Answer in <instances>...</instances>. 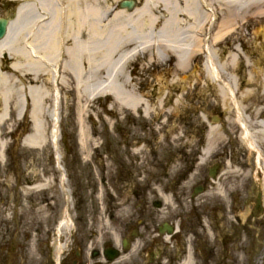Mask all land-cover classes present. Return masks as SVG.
<instances>
[{
	"label": "bare ground",
	"instance_id": "obj_1",
	"mask_svg": "<svg viewBox=\"0 0 264 264\" xmlns=\"http://www.w3.org/2000/svg\"><path fill=\"white\" fill-rule=\"evenodd\" d=\"M26 1L9 25L6 38L0 41V52L6 51L9 58L24 59L31 68L26 71L33 77L30 83L41 79L45 85L49 82L53 89L34 88L33 84L22 81L25 85L23 100H14L5 95L2 82L5 73L1 72L0 100L3 113L29 110L32 130L26 141L28 152L39 150L49 138L47 128L51 125L44 123L46 109L53 123L50 131L53 148L59 150L56 143L62 103L59 88H70L77 105L80 101L86 102L85 115L91 110L90 103L95 97L106 93L123 110L134 114L142 111L144 116L152 115L154 105L149 99H154L159 117L170 114L176 120L184 117L181 113L186 111L179 106L183 100L191 98V88L198 89L201 81L205 84L212 81L220 86L211 94L214 93L229 115H232L233 102L235 125L242 133V141L248 150L256 152L257 166L263 167L260 147L264 146V116L259 105L264 102V0H138V8L130 12L118 6L125 0H70L69 3L63 0L61 9L52 0ZM29 2L36 6L28 5ZM142 59L155 65L174 61L170 80L162 82L167 94L163 90L158 93L146 90L138 95L137 92L144 89L135 85L129 70ZM195 59L202 62L201 68H194L201 69L199 75L191 69ZM49 66L54 68L50 70ZM3 69L1 66L0 70ZM11 69L19 78V65L12 63ZM200 89L198 93L205 90ZM173 92L181 96L175 98ZM173 100L175 104L169 108ZM81 118L79 143L86 152L93 142L90 131L96 133L93 136L99 133L89 131ZM2 119L0 117V155L9 132L5 128L9 120L1 123ZM216 132V129L210 130V134ZM213 142L209 137L202 158L209 154ZM55 156L59 163V153ZM61 183L64 184L63 177ZM48 185L46 178L44 186ZM31 190L24 186L20 193L28 195ZM215 190L225 199L219 186L216 185ZM45 209L47 206L41 205L34 214H41ZM124 210L128 208L125 206ZM66 223L67 220H62V227Z\"/></svg>",
	"mask_w": 264,
	"mask_h": 264
},
{
	"label": "flooded vegetation",
	"instance_id": "obj_2",
	"mask_svg": "<svg viewBox=\"0 0 264 264\" xmlns=\"http://www.w3.org/2000/svg\"><path fill=\"white\" fill-rule=\"evenodd\" d=\"M169 64L172 69L175 63L173 61ZM173 96L176 98L181 94L173 92ZM262 110L264 116V109ZM219 116L221 119L224 118L222 113ZM208 120L211 121V118ZM125 121L127 124L122 127L121 135L123 130L129 127L128 119ZM142 127L141 125V130ZM160 129L157 131L153 126L147 127L142 134L144 139L140 137V141L134 142L132 147H129L127 141L123 142L121 159L118 154L112 155V139L110 136L107 137L109 143L104 151L115 162L113 174L118 177L112 181H121L123 186L130 188L131 198L138 203L141 202L138 206H132L130 215L123 220L122 218L117 220L107 207L102 213L101 206L86 205L76 190H88L93 194L97 186L86 178L78 180L76 185V178L73 181L72 176L67 174L65 185L67 181L69 190L61 189L56 203L59 212L63 208H66L67 213L73 212L72 222L69 224L70 232L59 231L58 234L53 231L45 232V237L41 239L42 243L34 248L29 243L30 246L24 253L22 263L19 264H224V260H229L223 253L228 239L226 232L231 227L236 229L243 225L241 231L245 232L246 227H251L250 220H258L257 228L255 226L253 228H256L253 237L249 236V232L246 234L237 232L236 241L239 242L243 238L255 240L256 233L259 239L260 236H264V216L256 217V204L251 202L257 187L259 196L264 195V158L261 159L263 167L257 166V154L248 150L246 143L242 141L243 136L239 128L236 125L229 127L219 125L216 127L217 132L210 134L211 126L204 125L193 134L185 132L183 137L187 140L195 138L197 142L193 145L191 153L178 154L173 152L175 143L171 141L176 139L173 126ZM209 137L214 141L213 148L205 158H202ZM161 138L165 146L163 147L165 168L172 167L179 157L180 170L176 174L172 172L173 177L169 174L163 175L168 181V186L162 190V195L166 194L172 198L174 211L169 212L166 222L158 223V214L154 210L158 211L163 206L156 203L157 201H153L152 206H149L146 198L150 193H153V197H159V192L153 190H158L160 186L158 161L162 148ZM260 152L264 156V146L260 147ZM138 154L140 157L136 161ZM145 157H148V160L140 162ZM149 163L150 170L146 166ZM52 169L57 174L51 173L50 176L59 181L61 176L57 166ZM45 170L42 169V175H27L25 184L33 190L29 191L28 195L24 194L25 197L51 193L45 188L34 189L38 185H44V183L40 184L39 180L46 179L48 173H45ZM74 171H77V168ZM40 176L41 178H38ZM139 180L146 182V185L143 187ZM81 182H84V188ZM102 183L105 185L104 180ZM216 185L221 188L225 196L223 199L217 194L222 204L228 199L230 202L228 209L232 212L233 220L230 228L225 219L229 216L224 205L214 206L210 199L201 198H213L209 196L212 191L217 193ZM110 187H113V183ZM65 193L69 194L68 199L65 198ZM48 197H44L43 204L49 208L51 197L49 199ZM122 199L128 200L127 204L129 203L128 196ZM200 199L202 201L198 202ZM111 200L112 203L117 202L115 198ZM150 208L153 211H150ZM100 213L106 218L108 229L104 227L97 230V220L99 222L101 219ZM217 213L221 214V219H218ZM58 225L61 230L63 227L59 221L56 222L54 229L56 230ZM170 231L172 234L169 235ZM54 233L56 237L53 236ZM160 239L163 241V247H160ZM262 240L264 241V238ZM138 242H140L138 253L134 257L129 256ZM30 250L33 253H27ZM14 256L19 258V255L14 254Z\"/></svg>",
	"mask_w": 264,
	"mask_h": 264
},
{
	"label": "rangeland",
	"instance_id": "obj_3",
	"mask_svg": "<svg viewBox=\"0 0 264 264\" xmlns=\"http://www.w3.org/2000/svg\"><path fill=\"white\" fill-rule=\"evenodd\" d=\"M136 1L139 5L138 0ZM23 3L20 2L18 4L17 2H9V0H0V17H11L14 11L16 9L19 10L20 6L23 5ZM27 4H32L34 7L36 6V3L29 2ZM22 41H20V43L24 49V44H22ZM1 57H3V55L0 56V68L3 65L5 69H3L2 71L0 70V73H5L2 82L5 84L4 92L8 98H12L14 100H18L20 98L19 100H23L22 91L25 89V85L22 84V80L25 81L26 84H33L32 86L34 88L42 86L46 90L53 89V86L49 82H46L47 85H45V83L41 79H39L38 81H31L30 83V80L33 77L28 76V74L26 73V71L30 67L24 61V59L5 58L4 61L1 62ZM12 63H16L19 65V78L11 74L12 72L10 71V68H12ZM169 65L170 64L166 63L156 65L153 63H146V59H142V62L134 63V66H132L129 70L131 78L134 79L133 81L135 85L137 83L138 88H144L143 92H137L138 95L144 94L146 90L155 91V93L163 90V92L167 94V91L163 89L164 87L162 85V82H164L165 80H170V74H168V72L170 73L171 68ZM200 65L201 62L198 61L196 66ZM193 71L194 73L197 72V74L200 73L199 69L197 71ZM10 82H13L12 86H10ZM15 82L17 84H15ZM141 82L145 84L142 86L140 85ZM200 85L198 86V89L196 87L191 88V98L189 100H183L181 102L182 106H179L180 108H184V110L186 111L181 113V115H184L183 121H181V119H172L169 116L170 114L159 117L158 113H160V111L155 107L156 100L154 99H149L151 104L154 105L152 115L143 116L142 114H140V112L139 115H135L128 110H123L118 106V103L115 101V99L111 95L110 97L107 96L106 93L104 95H98L95 97L92 103H90L92 104L91 110L87 111V114L85 115L84 112L87 109L85 105L86 102L80 101L79 105H77V103L75 102L76 97L74 96V94H72L74 92H71L70 88H59L62 103H60L59 105L61 107L58 121L59 126L56 130V141L60 145L59 154L61 155V166L64 169L65 175H71L73 181L76 178V185L78 183V180H80L81 178H86L90 180L93 185L97 186L95 188V191H93V194L88 190L81 191L77 189L76 192L80 193V199H82L86 205L101 206L102 209H100V211L102 213L104 211V208L107 207L109 211L111 210L112 213H114L117 220H119L120 218H122L123 220L126 216L130 215L132 206H138L139 204H141V202L138 203L131 198L130 188H126L125 186H123L121 184V181H112L118 179V177L113 174V171L115 170V162L111 160L110 155H106L104 151V148L109 143L107 142V137L110 136V138L112 139V155L118 154V157L121 159L120 152L123 151V149L121 148L123 142L127 141L129 147H132L134 142L140 141V137L144 139L142 134L147 127L152 128L153 126L155 130L158 131L161 130V127L172 125L176 137V139H171V141L175 143L173 144V152L175 154L191 153L190 151L193 150V145L197 142V140L195 138L187 140L186 137H183L185 135V132H190L193 134L198 129L203 127L205 125L202 120L203 114H208V118H210L212 117L211 112L214 109H216L214 110L215 115L218 116L220 115V113H222L220 111L219 101L216 100L214 93L211 94L212 91H215V84L210 82L205 84V82L201 81ZM200 88H205V90L198 93L200 91ZM109 94H111V92ZM150 94L152 95V93ZM25 95L27 94L25 93ZM153 97L156 99V95L154 93ZM2 99L4 98L2 97ZM174 104L175 102L171 101L168 104L169 108H172ZM1 106L2 104L0 100V117L3 118L1 123L4 120H9L5 125V128L9 130V132L8 136L5 135L6 147L3 150L2 155H0V264H12L15 262H17L16 264H19L22 263L23 256L25 255L24 253L30 246L29 243H31L32 248H34L41 242V239L45 237V232L53 231L56 234H58L59 231L70 232L71 227L69 226L68 218L73 216V212H68L64 217L66 208H63L61 212H59V208L56 203L58 201V197L60 196L59 192L62 188L61 186H59L60 184L58 179H53L52 176H50L51 173L54 175L57 174V172L52 169L53 167H55V157L53 154L52 145L50 143L51 140H53L51 138L52 133L50 132L52 130L53 123L51 122V119L48 118V109H46V111L44 112V123L48 125V127L51 125L50 128H47L46 126L49 138H47V142L40 145L39 150H29L31 152L30 154V152H28L26 141L29 137V135L27 134L30 133V128L32 129V123L30 124L28 116H26V118L21 123L22 113H24V109L19 110L18 113L15 111L3 113L1 111ZM81 107L83 109H81ZM259 108L264 109V102L259 105ZM222 114L223 116H226L227 121L225 120L223 124L221 121H219L221 122V125L228 127L233 126L232 120L235 114L233 112L232 115H229L227 113L224 114V112ZM80 118L83 120L84 124H86L88 130H96L99 133L98 136H93V134L96 135V133L92 134L90 132V137L92 138L94 143H90V146H88L86 152H84V150H81L80 143L77 140L76 131L79 129L78 125L80 124ZM124 119H128L129 127L123 130L121 135L122 127H125V125L127 124ZM184 119H186L187 121ZM141 125L143 126L142 130L140 129ZM132 126H134V128H132ZM126 135L127 139H125ZM20 141H23V144L20 145ZM161 142L163 141L161 140ZM136 146L139 147V145ZM163 147L165 146L162 144V148L160 151L161 154L158 161V163L160 164V186H158V190H153V192H159V197H153V193H150L146 198L147 205L149 206H152L153 201H160L163 204V207L161 209H159L158 211L154 210L155 213L158 214V223L166 222L168 220L169 212L174 211L172 210V198L166 194H164L165 196L162 195V190L166 189L168 186V181L165 180L163 175L167 176V174H169L170 176H172V172L176 174L180 170L179 157H177V161H175L172 167L165 168L166 160H164L165 154L163 152ZM131 152L136 153L135 151ZM139 157L140 156L138 154L136 161H138ZM98 158L99 160H96ZM147 160L148 157H145L140 162H146ZM146 166L150 170V163ZM75 168H77V171H74ZM42 169L45 170V173H48L46 178L49 179V185L46 187L43 185L38 189L45 188L47 192L51 191V193L40 196L32 195L31 197H25L24 194L18 193V191L20 190L19 187L22 188V186H26V184L24 183L27 177L25 176L22 180V174H28L31 176H34L36 174L38 176L39 174L42 175ZM18 174L20 175V177ZM107 174L108 176H105ZM38 178H41V176ZM42 179L39 180L40 184L44 183V180ZM103 180L105 181V185H103L102 183ZM111 183H113L112 188L110 187ZM140 183L143 187L146 185V182L140 181ZM65 190H69L67 181ZM258 190L259 189L257 187L255 195L251 199V202L256 204V217L264 216V195L262 194L259 196ZM46 196L51 197V199H49L48 197V199L50 200V202L48 203L49 208L47 207V209H45L43 213L35 215L34 213L37 212L36 209L41 205H45L43 204V200ZM126 196L129 197L128 204V200L122 199ZM209 197L213 198H201L210 199V202L213 203L214 206L224 205L223 207L225 208V210L227 211V215L229 216V218L225 217V219L228 221V228H230L233 220L232 212L230 211V209H228L230 205L229 199L227 202H224L225 204H222V202L220 201L221 199L218 197L215 191H212ZM114 198L117 200V202L114 201V203H112L111 199ZM201 201L202 200L200 199V201L198 202ZM201 204L203 205V203ZM125 206L128 208V210H124ZM250 207L252 208V205H250ZM149 210L153 211V209L151 208ZM102 213L99 214L101 216L99 222L97 220V230H100L104 227L106 228L107 226V223H105L106 218L102 216ZM62 217L64 219H68L67 225L61 230L59 229L58 225L57 229L55 230L54 227L56 228V222H60L61 219H63ZM217 217H219L218 219L222 218L220 213H217ZM258 222V220H250L249 226L251 227H246L245 232L241 231L243 230V225H240V227L236 229H233L231 227L229 231L226 232L228 235V239L224 246L225 251L223 254L225 258L229 260H224V264H234L231 261L235 262V264H264V241L262 240L264 236H260L259 239L258 234L256 233L255 240L243 238V240L239 242L236 241L237 232L241 234H246L247 232H249V236L253 237L255 234V229L257 228L256 224ZM254 226L256 227L255 229H253ZM55 233L53 235L54 237H56ZM159 241L160 247H163V241L161 239ZM139 248L140 242L136 243L134 247L135 250L132 251L131 255L129 256L134 257L135 254L138 253ZM27 253H33V251L31 252L30 250ZM14 254L19 255V258L17 256H14Z\"/></svg>",
	"mask_w": 264,
	"mask_h": 264
},
{
	"label": "water",
	"instance_id": "obj_4",
	"mask_svg": "<svg viewBox=\"0 0 264 264\" xmlns=\"http://www.w3.org/2000/svg\"><path fill=\"white\" fill-rule=\"evenodd\" d=\"M121 7L131 9L132 4L130 2H123ZM10 21L11 19H0V41L5 38Z\"/></svg>",
	"mask_w": 264,
	"mask_h": 264
}]
</instances>
